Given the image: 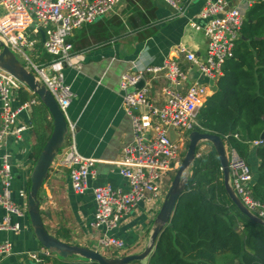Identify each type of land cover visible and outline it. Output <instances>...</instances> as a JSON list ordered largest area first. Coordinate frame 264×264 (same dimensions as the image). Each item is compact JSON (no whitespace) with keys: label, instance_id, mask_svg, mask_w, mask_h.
<instances>
[{"label":"built area","instance_id":"2783aa9c","mask_svg":"<svg viewBox=\"0 0 264 264\" xmlns=\"http://www.w3.org/2000/svg\"><path fill=\"white\" fill-rule=\"evenodd\" d=\"M255 1L246 0V5L250 7ZM119 2L0 0V43L45 86L65 114L73 94L62 81L61 69L66 66L79 69L81 60L80 54L74 52L70 38L85 25L111 16ZM199 16L206 21L202 30L206 39L205 55L196 57L184 48L179 52L205 83L187 84V75L171 58L165 59L160 67L146 66L121 78L120 88L125 92L123 108L132 126V141L123 148L122 161L118 163V173L126 181V189L96 187L92 190L95 211L91 227L95 230L107 232L116 228L120 219L139 202L158 206L164 200L172 173L181 162L186 137L198 126L197 115L215 90L223 65L233 58L245 19L239 8L228 7L227 0H205ZM38 43L49 56V60L41 64L33 62L27 55V52L34 54ZM160 78L164 81L159 88L164 102L154 106L149 100V92L153 82ZM141 80L144 82L141 88L128 92ZM24 90L28 91L16 78L0 69V207L5 213L0 221V232L18 233L20 223L12 219L27 216V188L17 190L22 204L14 203L13 167L10 156L2 151L9 138L20 139L31 129L30 109L39 102L34 95L35 99L25 103L15 102L17 94ZM22 115L26 120L21 119ZM261 144L262 141H258L252 146ZM226 153L233 191L251 213L264 220V204L255 200L252 194L253 176L249 165L234 149H226ZM201 155L196 152V157ZM54 161L67 171L73 192L84 193L95 162L77 153L72 124L67 123L64 143ZM10 248L9 243L0 244V254L9 253ZM124 249L121 240L104 234L97 238V247L93 250L102 254ZM51 256L44 249L28 254L34 264H48Z\"/></svg>","mask_w":264,"mask_h":264},{"label":"crops","instance_id":"0c3cea01","mask_svg":"<svg viewBox=\"0 0 264 264\" xmlns=\"http://www.w3.org/2000/svg\"><path fill=\"white\" fill-rule=\"evenodd\" d=\"M204 2L120 0L111 16L85 25L71 36L73 50L84 41H90V45L76 52L81 56L79 69L67 66L61 69L62 81L73 94L64 116L67 123L74 126L77 153L95 163L82 194L73 192L65 169L55 161L50 167L39 192V206L46 230L57 239L96 249L97 238L107 234L124 243L125 249L117 252L118 256L138 254L147 246L153 221L162 203L154 206L139 202L120 219L116 228L107 232L104 229L95 230L91 227L95 211L92 190L96 187L126 189V181L118 173L123 148L132 141L131 121L123 108L125 92L120 88L124 74H135L146 66L160 67L165 59L171 58L186 71L188 81L205 83L179 52L184 48L196 57L205 55L206 39L202 30L206 21L199 16ZM227 5L239 8L244 16L249 9L246 0H227ZM191 24L200 29H194ZM88 27L93 29L88 30ZM93 30L95 33H91ZM32 55L36 63L49 60L40 43L35 45ZM163 84L160 78L150 88L149 100L154 106H161L164 102L159 91ZM131 90L129 88L128 92ZM32 95L24 90L17 94L15 102L22 103L25 97L33 99ZM36 105L41 106L35 103L30 109L31 129L20 139L9 138L2 146V151L10 156L12 163V200L18 205L22 201L17 196V190L27 188L37 159L35 144L38 131H43L44 135L51 132L49 114ZM36 113L42 115L44 119L41 121L46 122L48 131L45 127L39 129L41 121H36L34 126L32 118ZM21 119L26 120L25 115ZM249 156L254 169L257 160L252 146ZM4 214L0 207V221ZM12 221L20 223V230L18 233L0 232V244L9 243L11 246L9 253L0 254V264H34L28 254L40 252L42 248L32 233L27 216L19 220L13 218ZM111 252L102 254L111 256L114 253ZM79 260H63L52 254L48 264ZM147 260L138 264H147Z\"/></svg>","mask_w":264,"mask_h":264},{"label":"trees","instance_id":"16d2710c","mask_svg":"<svg viewBox=\"0 0 264 264\" xmlns=\"http://www.w3.org/2000/svg\"><path fill=\"white\" fill-rule=\"evenodd\" d=\"M89 45L90 41H84L74 51ZM197 124L194 131L220 137L227 150L234 149L251 167L250 148L264 131V0H256L247 10L233 58L223 65L215 90L197 115ZM48 136L43 131L38 134L35 158ZM252 147L257 160L251 169L252 194L264 204V142ZM220 255L231 257L227 264H264V227L243 216L228 199L219 160L210 146L194 158L185 191L147 264H215Z\"/></svg>","mask_w":264,"mask_h":264},{"label":"water","instance_id":"95a60500","mask_svg":"<svg viewBox=\"0 0 264 264\" xmlns=\"http://www.w3.org/2000/svg\"><path fill=\"white\" fill-rule=\"evenodd\" d=\"M0 69L16 78L31 94L35 96L41 106L46 109L51 120V132L29 175L26 198V215L29 225L36 241L42 249L63 260L78 258L85 262L96 264H131L132 262L144 261L152 253L157 237L163 231L165 226L169 224L175 213L177 201L185 191L187 185L189 169L196 157L197 146L203 142L209 144L217 155L222 173L223 187L228 199L243 216L264 227V220L251 213L240 202L239 198L232 189L228 168V158L222 139L210 133L192 131L188 135L186 153L172 178L164 200L153 221L148 244L142 252L124 256H107L93 249L72 245L57 239L46 230L43 224V214L39 206V192L48 176V172L55 160V157L64 143L67 133V121L64 114L60 111L56 101L45 86L40 83L31 72L26 70L14 54L1 43ZM209 83L211 84V81ZM143 85L144 82L142 80L139 81L132 87L131 92L141 88ZM170 137L173 138V134H170ZM260 141H262V143L264 142V131L260 136Z\"/></svg>","mask_w":264,"mask_h":264},{"label":"rangeland","instance_id":"374dc122","mask_svg":"<svg viewBox=\"0 0 264 264\" xmlns=\"http://www.w3.org/2000/svg\"><path fill=\"white\" fill-rule=\"evenodd\" d=\"M27 55L30 57V59L33 61V62H35V59H34V57H33V55L31 54V53H29V52H27ZM20 62L23 64V62L20 60ZM182 71L185 73L186 71L184 70V69H182ZM188 76V75H187ZM190 82L192 83V80H187V83L188 84H190ZM26 98V100L24 101V102H22V103H25V102H27L28 101V97H25ZM31 98H34L35 99V97L32 95L31 96ZM36 106H38V107H41L40 105H36ZM33 121H34V126H36V121H41V120H43L44 118L42 117V115H40V114H38V113H36V114H34V116H33ZM47 124H46V122H39V129H42L43 127H45V130L46 131H48L49 130V128L46 126ZM39 132V131H38ZM40 133V132H39ZM45 135H47V133L45 134ZM189 135V134H188ZM188 135H187V140L185 141V146H184V148H183V150H182V152H181V160L183 159V157H184V155H185V153H186V149H187V145H188ZM209 148H210V146H209V144H207V143H200L198 146H197V153H199V154H205L206 152H208V150H209ZM178 168V167H177ZM177 168L173 171V173H172V176H171V181H172V177L174 176V174H175V172H176V170H177ZM250 169H252V166L250 167ZM252 172V171H251ZM171 181L169 182V185H170V183H171ZM169 187V186H168ZM109 252H111V251H109ZM109 252L108 251H105L104 253H108L109 254ZM112 253V252H111ZM105 255V254H104ZM58 257V256H57ZM59 258V257H58ZM229 261H231V257L230 256H217L216 257V261H215V264H227V263H229ZM234 262L236 261V260H233ZM132 263H138V262H132ZM131 263V264H132Z\"/></svg>","mask_w":264,"mask_h":264}]
</instances>
